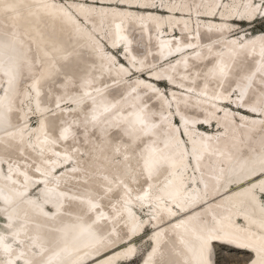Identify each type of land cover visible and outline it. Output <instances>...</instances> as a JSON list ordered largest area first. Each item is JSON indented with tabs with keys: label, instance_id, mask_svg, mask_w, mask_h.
<instances>
[{
	"label": "bare ground",
	"instance_id": "1",
	"mask_svg": "<svg viewBox=\"0 0 264 264\" xmlns=\"http://www.w3.org/2000/svg\"><path fill=\"white\" fill-rule=\"evenodd\" d=\"M263 18L264 0H0V264H127L142 238L138 264L216 246L264 264Z\"/></svg>",
	"mask_w": 264,
	"mask_h": 264
},
{
	"label": "rangeland",
	"instance_id": "2",
	"mask_svg": "<svg viewBox=\"0 0 264 264\" xmlns=\"http://www.w3.org/2000/svg\"><path fill=\"white\" fill-rule=\"evenodd\" d=\"M249 30H250V33H257V32H261V31L264 32V18L259 20V21H257L256 23H254L253 26L251 27V29H249ZM177 33H178V31H177ZM117 56H120V54L118 53ZM161 78L163 80H165V82L167 81L166 84H168V83L170 84V81H169L168 77L162 76ZM161 91H162V93L164 95H166L167 93L165 91H168L167 87H165V88H164V86L161 87ZM173 117L175 118V116H173ZM211 122H214V120H212ZM172 123L174 124V122H172ZM31 124L33 126H36L35 125L36 121L34 119H32L31 120ZM177 125H179V127H180V130H178V136H179V132H180V136H182L181 134L182 133L184 134V132L182 131V128L180 126L181 125V121ZM180 139L183 140L181 137H180ZM184 142L186 143L187 140L186 141L184 140ZM187 145H189V144H187ZM189 160L191 161L193 166H195L191 155H190V157L187 158L188 162H189ZM4 170H5V172L7 171L6 170V165H5V167L3 168L2 171H4ZM138 215L143 217L142 212L138 211ZM1 216H2V208H0V229L4 226V223L2 222V217ZM149 232H150V230H147L145 232L144 236L148 235ZM136 244H137L139 256L137 257V259L135 261H133L131 263H127V264H138L141 261V259L143 258V255L149 249V244L147 242V239H143L142 238L141 240L136 241ZM248 259H249V255H247L246 253L238 252L236 250H232L230 248L223 247V246H216L215 247V263L216 264H244Z\"/></svg>",
	"mask_w": 264,
	"mask_h": 264
}]
</instances>
